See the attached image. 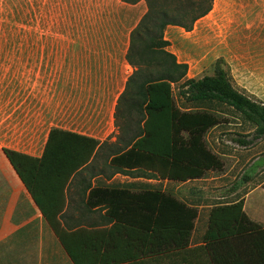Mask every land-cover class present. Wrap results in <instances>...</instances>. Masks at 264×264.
<instances>
[{
  "label": "trees",
  "instance_id": "1",
  "mask_svg": "<svg viewBox=\"0 0 264 264\" xmlns=\"http://www.w3.org/2000/svg\"><path fill=\"white\" fill-rule=\"evenodd\" d=\"M120 1L135 4L141 0ZM143 1L146 9L129 32L126 51V60L132 71L127 76L114 111V124L121 142L115 152L110 153L108 147V152L103 154L101 150L107 145L105 141L61 127L48 130L39 157L3 148L57 235L71 264L137 262L142 256L159 253L166 247L131 246V230L135 229L138 233L136 227H142L141 218L132 220L124 215L115 216L116 224L110 229L115 236H109L107 240L103 238L100 242L93 235L67 232L61 228L58 215L63 204L58 196L81 167L100 160L103 165L117 167L116 171L145 169L153 176L174 181L199 178L209 169L220 170L222 161L203 139L208 129L220 123L218 116L208 110L207 104L211 103L232 107L253 125L256 137L264 135L263 103L237 90L220 66L212 75L187 78V64L178 62L167 49L165 29L178 26L191 30L195 21L212 9L214 0ZM173 84H179V94L186 102L195 104L194 107L176 104ZM238 141L244 143L243 140ZM262 185L264 187V182ZM110 191L127 196V205L120 204L122 210H129L135 205L136 209L142 210L141 194L125 189ZM146 194L151 203L148 208L151 217L146 226L150 230V240L162 239L163 229L173 231L181 228L182 214L189 216L188 238L196 209L168 192L151 190ZM163 211L169 212L172 218L163 217ZM134 236V239L142 240L141 233ZM202 241L206 246L198 247L200 264H264V228L245 214L242 198L215 205L209 210ZM186 242L187 239L184 244ZM221 242L228 246H217Z\"/></svg>",
  "mask_w": 264,
  "mask_h": 264
},
{
  "label": "rangeland",
  "instance_id": "2",
  "mask_svg": "<svg viewBox=\"0 0 264 264\" xmlns=\"http://www.w3.org/2000/svg\"><path fill=\"white\" fill-rule=\"evenodd\" d=\"M145 9L143 0H0V144L36 154L51 127L114 135L112 93L99 85L106 76L85 67L81 39L126 34ZM164 39L177 61L187 64V78L212 75L220 66L237 90L264 104V0H214L191 30L168 26ZM172 87L178 106L194 107L179 94V84ZM207 107L220 120L203 136L223 164L213 173L228 172L209 193H227L220 201L230 202L255 190L247 211L264 222V135L256 137L253 125L228 105ZM206 183L192 186L199 197ZM176 186L166 189L180 195L189 188Z\"/></svg>",
  "mask_w": 264,
  "mask_h": 264
},
{
  "label": "crops",
  "instance_id": "3",
  "mask_svg": "<svg viewBox=\"0 0 264 264\" xmlns=\"http://www.w3.org/2000/svg\"><path fill=\"white\" fill-rule=\"evenodd\" d=\"M135 24L126 34H88L82 36L81 39L87 44L84 61L88 72L106 76L102 81L99 80V85H102L103 92L112 93L113 97L110 98V117L112 119H114L118 96L124 89L127 76L132 70L126 60V51L129 44V32ZM76 132L97 138L101 142L105 141L107 145L101 150L103 153L108 152V147H110V153H113L116 147L121 145L118 140V130L108 138L99 136L97 132ZM46 138L40 151L36 154L31 150H21L12 144H0V264H71V260L54 230L42 215L38 205L3 152V148H9L39 157ZM116 168L103 165L99 160L81 167L68 180L63 193L58 196L63 204L58 215L60 227L67 232L93 235L100 242L103 238L107 240L109 236H115L114 232L110 233L112 225L116 224L115 216L124 215L132 220L141 218L142 227H136L138 233L132 229L133 234L130 236L132 238L128 237L132 243L131 246L137 245L145 248L147 246H166L159 253L142 256L143 264H200L198 247L206 246L202 237L207 229L209 210L215 205L236 201H220L228 196L224 192L209 193L212 185L224 183L228 172L214 174L213 170L209 169L199 178L174 181L153 176L149 170L145 169L124 168L125 171H116ZM201 182L207 183L204 187L206 190L204 189V192H201L202 196L199 197L196 192L197 188L192 186L202 187L200 186ZM168 183H177L176 189L185 185L189 186L186 190H182V194L179 195L176 192L172 195L187 206L195 208L196 216L193 219V226L188 238H186V229L189 216L182 214L181 228L173 231L163 229L164 237L153 241L148 237L150 230L146 227L149 225L151 217L148 210L151 204L150 198L146 193L151 190L168 192L166 189ZM98 189H108L109 191H95ZM110 189H125L133 194H141L142 210L136 209V205L129 210H122L120 204L127 205L129 201L127 196L111 192ZM92 190L94 191L91 192ZM253 191L255 190H251L249 195ZM249 195L243 198V210L247 216L264 228V222L247 211ZM130 200L132 203L134 202V200ZM262 206L263 204L259 209ZM163 217L172 218L171 214L165 211H163ZM125 224L127 225V223ZM140 233L142 240L134 239V234L139 236ZM185 239L187 242L184 244ZM171 246L185 247L174 248ZM217 246H228V244L221 242Z\"/></svg>",
  "mask_w": 264,
  "mask_h": 264
}]
</instances>
